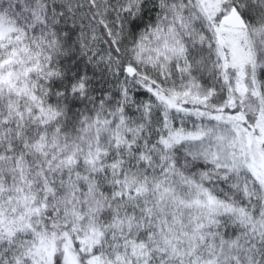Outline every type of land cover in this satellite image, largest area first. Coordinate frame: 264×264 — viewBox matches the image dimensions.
I'll return each instance as SVG.
<instances>
[{
	"label": "snow or ice",
	"instance_id": "1",
	"mask_svg": "<svg viewBox=\"0 0 264 264\" xmlns=\"http://www.w3.org/2000/svg\"><path fill=\"white\" fill-rule=\"evenodd\" d=\"M0 264H264V0H0Z\"/></svg>",
	"mask_w": 264,
	"mask_h": 264
}]
</instances>
